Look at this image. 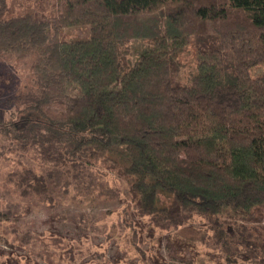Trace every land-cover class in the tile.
Segmentation results:
<instances>
[{"label":"trees","instance_id":"16d2710c","mask_svg":"<svg viewBox=\"0 0 264 264\" xmlns=\"http://www.w3.org/2000/svg\"><path fill=\"white\" fill-rule=\"evenodd\" d=\"M84 25L88 38H58ZM9 61L27 64L0 114L2 155L34 162L9 160L20 195L50 204L100 165L154 226L203 217L228 262L264 264V72L249 74L264 67V0H58L50 14L0 0Z\"/></svg>","mask_w":264,"mask_h":264},{"label":"rangeland","instance_id":"374dc122","mask_svg":"<svg viewBox=\"0 0 264 264\" xmlns=\"http://www.w3.org/2000/svg\"><path fill=\"white\" fill-rule=\"evenodd\" d=\"M58 0H7L10 12L32 7L39 13L53 12ZM89 26L59 31L60 40L85 39ZM134 48L138 42H133ZM181 79L194 71L192 45L180 55ZM264 72L261 64L249 69L251 77ZM27 73L24 61L0 65V114L10 116L3 104L13 87ZM0 139V264H243L228 262L225 253L213 244L205 229L208 221L192 217L178 230H163L148 217H140L130 199L124 178L100 165L90 167L91 175L78 190L61 186L53 190L55 200L22 196L9 183V160L34 165L32 157L15 152L6 159ZM20 152V151H19ZM264 224V220L262 221ZM259 225L258 222L253 223ZM204 235V236H202Z\"/></svg>","mask_w":264,"mask_h":264}]
</instances>
